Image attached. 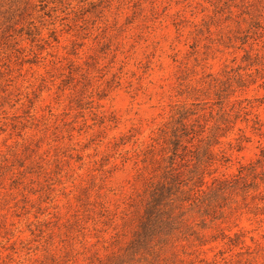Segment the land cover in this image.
Wrapping results in <instances>:
<instances>
[{"label": "rangeland", "instance_id": "rangeland-1", "mask_svg": "<svg viewBox=\"0 0 264 264\" xmlns=\"http://www.w3.org/2000/svg\"><path fill=\"white\" fill-rule=\"evenodd\" d=\"M182 127L213 210L133 253ZM0 264H264V0H0Z\"/></svg>", "mask_w": 264, "mask_h": 264}, {"label": "trees", "instance_id": "trees-1", "mask_svg": "<svg viewBox=\"0 0 264 264\" xmlns=\"http://www.w3.org/2000/svg\"><path fill=\"white\" fill-rule=\"evenodd\" d=\"M181 130L180 135H175L172 141L170 168L165 171L163 179L150 184L148 187V197L142 203L143 210L129 247L133 253L139 251L153 258L157 251L172 245L175 234L179 233L178 235H180L186 232L188 217H183L186 211L181 210L179 214H175V210L182 209L184 204L189 205L188 209L196 208L197 212L200 211L202 214H208L213 210L214 204L212 202L214 201L210 199L209 195L199 196L196 192H194L195 196L191 194L194 183L201 182V176L197 175L199 173H193L189 176L185 174L183 169V167L188 166L189 161L194 160L192 162L194 167L200 163L197 154L194 155V152L191 151L193 152L191 155L189 154L191 158L185 159L184 163L180 165L174 164L175 157L184 160L188 154L185 152L186 145H183L182 152L178 153V149L182 145L180 138L190 133L185 130V127H182ZM211 158V154H208L204 162L207 163ZM192 172L194 171L190 170V173ZM194 177L196 180L191 182ZM229 186L227 180H222L217 184L215 193H222Z\"/></svg>", "mask_w": 264, "mask_h": 264}]
</instances>
